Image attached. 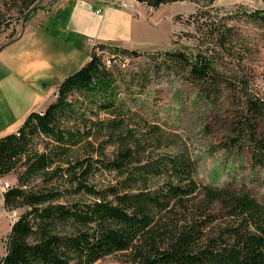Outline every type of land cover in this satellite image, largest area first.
Masks as SVG:
<instances>
[{
  "label": "trees",
  "instance_id": "trees-1",
  "mask_svg": "<svg viewBox=\"0 0 264 264\" xmlns=\"http://www.w3.org/2000/svg\"><path fill=\"white\" fill-rule=\"evenodd\" d=\"M24 1L34 10L39 0ZM138 1L156 9L176 0ZM214 1L192 15L201 35L191 51L157 54L186 70L202 99L234 108L231 132L219 146L248 149L255 172L249 180L256 183L257 171L264 172V99L229 63L232 27ZM249 16L264 23V8ZM106 49L140 55L95 43L83 66L54 79L53 102L0 136V177L16 174L4 206L23 210L2 264H95L121 253L132 264H264V192L262 200L246 183L199 181L184 135L136 107L152 70L108 67L101 58ZM38 133L54 146L33 156ZM77 146L84 155L72 160Z\"/></svg>",
  "mask_w": 264,
  "mask_h": 264
},
{
  "label": "rangeland",
  "instance_id": "rangeland-1",
  "mask_svg": "<svg viewBox=\"0 0 264 264\" xmlns=\"http://www.w3.org/2000/svg\"><path fill=\"white\" fill-rule=\"evenodd\" d=\"M208 1L176 0L156 9L136 3V9H130L135 14V28L127 42L135 46L140 55L130 56L106 49L101 57L102 62L105 65L103 60L109 57L113 60L109 67L120 68L127 73L152 70L151 81L147 90L139 97L136 107L164 126L177 129L184 135L198 161L199 181L218 186L232 181L239 187L246 183L263 200L264 172L257 171L259 178L256 183L249 180L255 173L250 168V151L243 149L241 152H227L219 146L231 132L230 120L234 108L224 102L225 100L224 103L213 106L210 101L202 99L188 81L187 71L166 63L157 54L176 48L188 51L194 48L201 33L195 30L194 23L197 20L192 15L201 6L208 4ZM54 2L56 0H39L36 2L37 8L32 10L25 6L24 0H0V46L22 37L27 27L39 21L41 10H51ZM48 5L50 8L46 9ZM214 5L229 18L227 23L232 27V35L228 41L229 63L232 68L242 70L250 77L252 88L264 99V23L249 16L251 11L264 8V0H215ZM202 21H206V18H202L200 22ZM95 43L99 41L95 40L94 45ZM23 47L21 42H14L0 51V125L7 122L16 124L15 121L22 114L24 103L27 102V83L19 80H15L11 90L9 87V97L12 100L6 101L3 98L9 74L6 67L11 66L14 58L18 64L21 62L22 59H18V56ZM55 90H58V86H54L49 92L47 106L58 97L54 94ZM31 146V155H41L53 148L54 141L51 137L38 133L32 137ZM83 155V150L77 146L72 151L71 159ZM5 181L10 185L16 183V174L0 177V264L6 253V241L11 226L23 211L4 206L5 190L1 191V186ZM95 264L132 263L128 261L125 253H121L107 256Z\"/></svg>",
  "mask_w": 264,
  "mask_h": 264
},
{
  "label": "crops",
  "instance_id": "crops-1",
  "mask_svg": "<svg viewBox=\"0 0 264 264\" xmlns=\"http://www.w3.org/2000/svg\"><path fill=\"white\" fill-rule=\"evenodd\" d=\"M99 7L91 0H56L51 10H41L39 21L27 27L22 37L0 46V51L14 42H21L24 46L18 56L21 62L18 64L14 58L11 66L6 67L9 74L3 98L12 100L9 91L15 80L27 83L25 97L28 95L16 124L0 125V136L17 131L31 111H43L47 107L49 92L58 86L53 84L54 79L61 81L83 66L91 57L95 40L136 48L127 42L135 28L134 12L109 7L103 14H97ZM39 77L42 79L38 80Z\"/></svg>",
  "mask_w": 264,
  "mask_h": 264
},
{
  "label": "built area",
  "instance_id": "built-area-1",
  "mask_svg": "<svg viewBox=\"0 0 264 264\" xmlns=\"http://www.w3.org/2000/svg\"><path fill=\"white\" fill-rule=\"evenodd\" d=\"M94 3L100 5L99 8L96 9L97 14H103L106 9L109 7H119L124 9H131L136 6V3H141L138 0H91ZM143 4V3H142ZM101 52V51H99ZM104 63L106 66H111L113 60L111 58H104ZM55 96H58V90H55ZM10 183L5 181L1 186V191L6 190L9 187Z\"/></svg>",
  "mask_w": 264,
  "mask_h": 264
}]
</instances>
